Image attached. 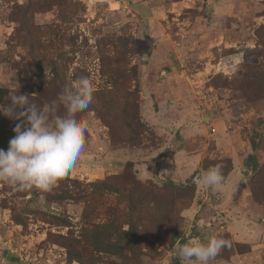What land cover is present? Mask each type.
Here are the masks:
<instances>
[{
	"label": "rangeland",
	"instance_id": "1",
	"mask_svg": "<svg viewBox=\"0 0 264 264\" xmlns=\"http://www.w3.org/2000/svg\"><path fill=\"white\" fill-rule=\"evenodd\" d=\"M131 2L124 11L106 4L87 7L81 0H0V86L7 88L2 104L10 106V96L19 94L39 106L40 93L56 86L62 91L80 77L105 94L93 95L92 103L102 106L104 98L130 94L144 124L134 129L141 133L137 143L113 135L93 110L76 113L89 126L85 150L69 178L90 183L134 174L144 190L148 181L194 183L193 189L163 191L154 198L169 206L159 227L176 228L184 239L170 245L163 231L162 241H144L140 264H171L178 245L208 236L230 241L209 264H234L229 261L234 257L239 264H264V202L252 200L247 180L253 174L246 166L251 153L264 162V0ZM53 108L51 115L66 114L61 102ZM20 122L0 113V149H8ZM256 136L260 147L252 151ZM227 159L236 169L225 191L203 188L198 181L206 172L204 162ZM126 161H132V171L125 169ZM255 190L264 199V179ZM16 192L0 182V264H79L48 233L72 230L79 236L113 201L105 200L101 209L84 202L46 204L43 196L28 203L29 194ZM10 205L22 213L25 225L15 223ZM37 207L45 216L27 211ZM54 216L69 225L54 223ZM237 242L249 250L239 253ZM98 254L101 261L93 257L85 264H128Z\"/></svg>",
	"mask_w": 264,
	"mask_h": 264
},
{
	"label": "trees",
	"instance_id": "2",
	"mask_svg": "<svg viewBox=\"0 0 264 264\" xmlns=\"http://www.w3.org/2000/svg\"><path fill=\"white\" fill-rule=\"evenodd\" d=\"M129 6L133 3L128 0ZM264 74V71L262 72ZM7 88L0 86V104L4 102V96ZM60 92V93H59ZM62 91L56 87L43 91V96L35 97L40 100V105L45 103L46 106L53 108L57 107L60 102L58 94ZM108 92V91H107ZM104 92L100 90L93 93L101 97ZM105 97L102 96L101 98ZM117 95L112 96L109 100L104 98L101 105L91 103L86 110L95 111L103 120L109 129L113 130V135L120 136L122 141H129L137 143L141 133L134 131L136 128H143L144 124L135 108V104L130 101V94L127 98L116 100ZM60 110V109H59ZM118 131V133L114 132ZM261 137L256 136L251 141V150L255 151L260 147ZM219 161V160H218ZM222 162H215L214 160H206L203 164V169L208 171L217 164L223 165V173L227 178L228 174L233 170V163L231 160H223ZM246 166L253 174L252 178L247 180V188L251 193L253 201L264 202V199L255 195V186L264 179V162L260 163L256 159L255 154H249L246 160ZM126 170L132 171V161H126L124 165ZM149 188L143 189V186L138 182L134 174H130L126 179L119 175H112L103 180L86 183L69 178V175L57 181L49 190L40 191L35 188L30 190H18L16 188V196H27V202L36 201L37 198L43 196L46 204L63 203L72 201L75 203L84 202L88 205L94 204L101 209V204L112 198L113 201L108 203V212L105 214L101 209L102 215L94 217L88 226H83L80 235L75 236L72 230H69L67 235L48 233V237L54 242L66 248L69 260H75L79 264H85L90 258L97 257L98 261L101 257L98 253L113 255L119 261H127L128 264H140L141 246L144 241L153 239L161 240L160 233L164 231V237L167 242L173 245L176 240L182 241L184 237L180 230L176 228L165 231L160 228V222L168 215L169 206L168 201L156 200L159 198L161 192L185 191L194 188V183L176 184L172 181L164 182L161 186H157L153 181H148ZM146 187V185H145ZM142 189V190H141ZM154 199V200H153ZM153 201L155 204L153 206ZM6 207V203L3 204ZM3 206V207H4ZM159 207L163 208V212L159 213ZM12 218L17 224L25 225L23 222L22 213L16 211L14 205L9 206ZM24 212V206H21ZM20 210V211H21ZM152 210V211H151ZM15 211V213H14ZM33 215L44 213L43 209L39 207L27 210ZM44 215V214H41ZM45 216V215H44ZM38 217V216H37ZM47 217V215H46ZM53 217V216H52ZM59 225H69L66 218L54 216ZM98 218L99 220H95ZM61 221V222H60ZM52 222V221H50ZM53 223V222H52ZM127 225V228H124ZM229 236V234H228ZM239 253H244L249 250L250 245L237 242L235 244ZM229 257L227 256V259ZM13 260L15 258H12ZM116 263V262H113ZM171 264H181L179 258L172 256Z\"/></svg>",
	"mask_w": 264,
	"mask_h": 264
},
{
	"label": "clouds",
	"instance_id": "3",
	"mask_svg": "<svg viewBox=\"0 0 264 264\" xmlns=\"http://www.w3.org/2000/svg\"><path fill=\"white\" fill-rule=\"evenodd\" d=\"M95 90L87 77L67 83L59 96L65 115H51L54 108L30 103L27 95L10 96V106L0 104V113L21 121L13 129L15 136L8 149H0V182L18 190L46 191L67 177L85 150L89 126L78 121L75 114L89 107ZM18 108L22 110L17 111ZM222 169V164L210 168L198 183L205 189L224 192L226 177ZM226 247H230L229 240L208 236L178 245L176 255L182 261L209 264Z\"/></svg>",
	"mask_w": 264,
	"mask_h": 264
},
{
	"label": "built area",
	"instance_id": "4",
	"mask_svg": "<svg viewBox=\"0 0 264 264\" xmlns=\"http://www.w3.org/2000/svg\"><path fill=\"white\" fill-rule=\"evenodd\" d=\"M81 1L87 7H91V8H93L98 4H106V6H108V9H112V10L122 9L124 11H127L129 10L130 7L128 4V0H81ZM112 5H115V7L113 8Z\"/></svg>",
	"mask_w": 264,
	"mask_h": 264
},
{
	"label": "crops",
	"instance_id": "5",
	"mask_svg": "<svg viewBox=\"0 0 264 264\" xmlns=\"http://www.w3.org/2000/svg\"><path fill=\"white\" fill-rule=\"evenodd\" d=\"M212 132H214V131H212ZM232 163L234 164V161L232 160ZM236 168H233V170L231 171V172H233L234 170H235ZM237 171V170H236ZM230 172V173H231ZM230 173L228 174V176H227V178H226V182H227V180H228V177H229V175H230ZM226 187V186H225ZM240 188L236 191V192H240ZM229 195H228V198L230 197V196H233L232 194H233V191H231V188L229 189L228 188V190L226 191ZM247 192V191H246ZM243 194V193H242ZM224 196H226V195H224ZM235 197V196H234ZM246 220L245 219H243V220H241L240 221V225H243V223L245 222ZM257 227V226H256ZM238 260L240 261V258L239 257H237V258H233V259H231V260H229V261H232V262H234V264H239L238 263Z\"/></svg>",
	"mask_w": 264,
	"mask_h": 264
},
{
	"label": "water",
	"instance_id": "6",
	"mask_svg": "<svg viewBox=\"0 0 264 264\" xmlns=\"http://www.w3.org/2000/svg\"><path fill=\"white\" fill-rule=\"evenodd\" d=\"M242 172H244L245 174H247V170H243Z\"/></svg>",
	"mask_w": 264,
	"mask_h": 264
}]
</instances>
